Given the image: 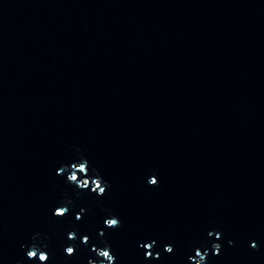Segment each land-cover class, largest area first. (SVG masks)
<instances>
[{"label": "water", "instance_id": "95a60500", "mask_svg": "<svg viewBox=\"0 0 264 264\" xmlns=\"http://www.w3.org/2000/svg\"><path fill=\"white\" fill-rule=\"evenodd\" d=\"M81 154L103 196L57 174ZM37 234L47 264H264V0H0V264Z\"/></svg>", "mask_w": 264, "mask_h": 264}, {"label": "clouds", "instance_id": "9594fccd", "mask_svg": "<svg viewBox=\"0 0 264 264\" xmlns=\"http://www.w3.org/2000/svg\"><path fill=\"white\" fill-rule=\"evenodd\" d=\"M64 171H70V174L67 175V182L76 185L81 191L90 189L91 193H94L98 196H103L109 187L107 182L104 181L103 178L99 176V173L94 168L90 169L89 161L85 156H83V154L80 155L79 160L77 162L72 163L70 170L61 169V171L58 172L57 174L59 175ZM147 183L150 187H155L158 185L159 181L155 176H152L151 178L148 179ZM71 203L72 201L70 200L62 202V206L58 207L54 212L55 217L57 218L64 217L69 211L67 205H71ZM81 211L83 212V210ZM81 218L82 217L80 215L76 217L77 220H80ZM104 226L109 229L119 228L121 226V223L119 218L113 215L110 218L104 220ZM99 235L103 237L104 233L100 232ZM212 235L213 233L210 232L209 236L211 237ZM32 239H33V244L28 248L26 252L27 258L29 260L38 259L40 264H47L50 258L47 252L44 251V249L47 248V244L43 243L42 241L38 242L39 234L34 235ZM68 239L75 241L76 239L75 233H70ZM216 239L217 240L221 239V235L217 234ZM82 243L85 245L88 244L87 236L83 237ZM231 243L232 242L229 241V244ZM21 247L24 248L25 246L22 245ZM76 247L77 245H75V243L73 244V246L66 247L64 249L65 255L69 257L73 256L75 254ZM145 247L147 249H151L152 245L149 244L146 245ZM251 247L253 249H257L258 246L256 243L253 242L251 244ZM212 249L215 250L216 255H219L221 245L219 243L213 244ZM92 251L96 255V260L95 261L89 260L88 264H116V257L112 254L111 247L107 243L104 244L103 248L94 247ZM164 251L168 254H171L174 251V249L171 246H166ZM208 255H209L208 251H204L202 253L200 250H196L195 259L192 260V264H207ZM150 257H152V252L148 251L145 258L147 259ZM156 258L159 257L157 256Z\"/></svg>", "mask_w": 264, "mask_h": 264}]
</instances>
